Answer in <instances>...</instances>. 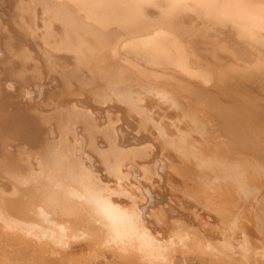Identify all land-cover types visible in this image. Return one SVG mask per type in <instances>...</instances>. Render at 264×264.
Listing matches in <instances>:
<instances>
[{"label": "bare ground", "instance_id": "bare-ground-1", "mask_svg": "<svg viewBox=\"0 0 264 264\" xmlns=\"http://www.w3.org/2000/svg\"><path fill=\"white\" fill-rule=\"evenodd\" d=\"M261 177L264 0H0V264H264Z\"/></svg>", "mask_w": 264, "mask_h": 264}, {"label": "rangeland", "instance_id": "rangeland-1", "mask_svg": "<svg viewBox=\"0 0 264 264\" xmlns=\"http://www.w3.org/2000/svg\"><path fill=\"white\" fill-rule=\"evenodd\" d=\"M261 181H264V178L261 177V178H260V182H261ZM173 192H174V191H173ZM173 192H172V193H173ZM177 193H178V192L175 191V194H177ZM174 196H175V195H174ZM187 197H188V198H187ZM190 197H191V196H188V195L183 196V199H185V200L183 201V203L185 202V203H184L185 206H188V207H191V208H192L191 205H196V206H198V209H197L196 206H195V208L197 209L196 211L200 210V208H201V209H205V208H206L207 210H201V211H209V213L211 212L210 215H211L212 213L215 214V215H217V214L215 213V209L218 208V207L221 208V209H224V208H222V206L224 205V206H225V209H224L225 213H224V215H227L225 218H226V219H229L230 216L228 215V212H229V214L231 213V211H230L231 209H230V208H232V206H233L231 203H229V202H228V203H227V202H221V203H223V204H221L220 206H216V207L213 205L214 208H212V205H209V203L205 204V200L201 199L202 197L198 198V200H196L194 197H191V198H190ZM225 197H227V196L225 195ZM189 198H190L191 201H192V200L195 201V202H193V201L191 202V203H194V204L189 203V202H190V201H189ZM222 199H223L224 201H225V200H228V199H226V198H222ZM230 199H231V198H230ZM200 200H201V202H200ZM198 201H199V202H198ZM203 202H204V203H203ZM197 204H198V205H197ZM203 204H204V205H203ZM230 204H231L232 206H231ZM208 205H209V206H208ZM210 206H211V209H208V208H210ZM227 206H228V209H226ZM191 208H190V209H191ZM195 208H192V209H191L194 213H195V211H194ZM193 212H191V213L193 214ZM207 213H208V212H205V215H206ZM195 214H196V216H199L198 219L196 218V219H197L196 221H197V223H198L197 228H198V226H199V222L203 223L202 220H204V221H205V220H206V221H210V220H211L210 223H211L212 225H214L213 227H214V228L217 227L218 224H216V223H218L217 219L219 220V217H218V216L215 217V215H211V216H213V217H215V218H211V219H210V218H208L210 215H206V217H205V215H204V218H202L201 216H203V215H202V213L199 214V211L196 212ZM195 214H194V216H195ZM207 216H208V217H207ZM211 216H210V217H211ZM213 219H216V221H214L215 224H214V222H213ZM162 226H163V225H162ZM220 226H221V227L223 226V229H224V227H225V229H226L225 234H227V231H228V229H227V228H228V225L224 224V221H223V222H221ZM214 230H215V229H214ZM233 230H234V229H233ZM229 231L231 232L232 229L229 230ZM203 233H204V232H203ZM215 234H217V233L215 232Z\"/></svg>", "mask_w": 264, "mask_h": 264}]
</instances>
